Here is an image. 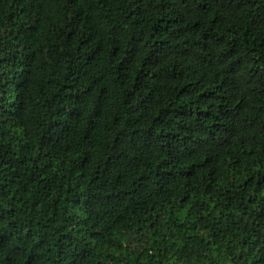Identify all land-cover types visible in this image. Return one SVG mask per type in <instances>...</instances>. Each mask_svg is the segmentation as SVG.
<instances>
[{
  "label": "trees",
  "instance_id": "obj_1",
  "mask_svg": "<svg viewBox=\"0 0 264 264\" xmlns=\"http://www.w3.org/2000/svg\"><path fill=\"white\" fill-rule=\"evenodd\" d=\"M0 264H264V0H0Z\"/></svg>",
  "mask_w": 264,
  "mask_h": 264
}]
</instances>
